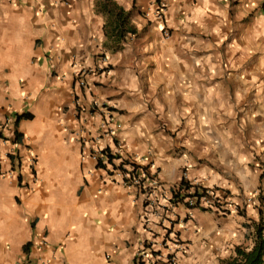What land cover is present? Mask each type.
<instances>
[{
	"label": "crops",
	"instance_id": "crops-1",
	"mask_svg": "<svg viewBox=\"0 0 264 264\" xmlns=\"http://www.w3.org/2000/svg\"><path fill=\"white\" fill-rule=\"evenodd\" d=\"M111 1L138 30L121 44L102 0H0V264H134L149 239L144 197L90 157L116 142L123 159L151 155L166 190L187 174L231 195L239 213L195 209L174 226L186 243L179 264H226L252 246L264 211V71L257 80L243 67L248 79L231 82L251 87L255 103L246 116L256 130L236 133L239 114L214 98L228 81L213 61L223 46L237 56L264 52V0ZM185 44L201 52L191 63L180 58ZM26 113L32 119L16 125Z\"/></svg>",
	"mask_w": 264,
	"mask_h": 264
},
{
	"label": "built area",
	"instance_id": "built-area-1",
	"mask_svg": "<svg viewBox=\"0 0 264 264\" xmlns=\"http://www.w3.org/2000/svg\"><path fill=\"white\" fill-rule=\"evenodd\" d=\"M164 10L165 8L160 5L159 18L161 19L165 15ZM164 34L166 37L170 35L167 30L164 31ZM80 85L85 86V80L80 81ZM103 106L105 107L99 102L95 103L96 108ZM106 129L109 135H115V130L107 122ZM122 149L123 143L116 142L113 155L121 156ZM103 151L104 149L94 148L90 151V157L98 164L106 163L107 158L103 156ZM10 156L15 157L16 161L19 159L17 152H11ZM28 160L31 168L34 169L37 160L32 156L28 157ZM125 160L129 163L125 165V170L111 168V173L107 172V174L115 181L119 179L125 187L135 188L144 197L146 210L144 227L149 234V239L146 240L142 250L136 255L137 264H147L148 262L149 264H179L180 255H183L186 250V243L174 231V226L182 220L186 221L188 218H192V210L202 209L222 214L240 212V205L233 201L229 193L221 192L216 188H204L200 184L192 183L188 180L187 174H184L182 181L189 182L191 188L183 189L180 187V183L173 189L166 190L158 177L159 171L151 155L142 158L143 164H138L130 158ZM135 167L137 170L133 174L132 171L135 170ZM34 180L37 181L36 178ZM195 187L199 188V195H194ZM180 208L186 210V216L182 213L179 215L178 210Z\"/></svg>",
	"mask_w": 264,
	"mask_h": 264
},
{
	"label": "rangeland",
	"instance_id": "rangeland-1",
	"mask_svg": "<svg viewBox=\"0 0 264 264\" xmlns=\"http://www.w3.org/2000/svg\"><path fill=\"white\" fill-rule=\"evenodd\" d=\"M204 37V36H203ZM211 39V38H210ZM233 41L231 42V44L236 45V43H238V40L236 38V36L233 35ZM227 46H223V49L221 51L220 56L218 57V60H215L213 62H217L219 64H221V66L218 67V71L217 74L219 75V78L222 77V79H226L228 82L224 80L223 81V86L221 88V90L226 91V94H222V96H216L214 97L217 100V103L219 102L218 100H220L223 104V110H225L226 112L230 113L231 111H234L236 113L239 114V117L237 116V120L235 121V124H233L232 127L236 133H244L247 134V132H250L252 130H256L252 129L249 124H248V116H246V114H252L251 112V108L253 106H255L254 104H251L252 101H250V97L252 96V88H243L241 85H239L238 89L237 87L232 84L231 82L235 81V80H239V81H243V80H247L248 76H250L248 74V72L250 69L254 70L255 72V76H257V80L261 79V74L262 71H264V68L262 67V61L264 60V52L262 51H257L256 49L258 48L256 46V49L254 51V53L250 54L251 51L249 52V56H247L246 54L243 56H237V55H232V51L229 50V48H226ZM183 48L185 51H183ZM197 49H201L197 48ZM259 49V48H258ZM189 51L188 54L185 55V53ZM180 58L183 60H190L189 63L193 62L191 57L189 56V54L193 53V52H197L198 54H201L200 51H191L189 49L188 45H183V47L181 46L180 48ZM192 57H194V55H191ZM201 59V58H200ZM211 61H204L203 63H210ZM254 64V67L251 68V65ZM243 67H247V70L245 71L243 69ZM232 81H230V80ZM256 80V81H257ZM237 89V93H238V97H239V103L236 102L235 96L233 93H231L232 91L234 92ZM263 89V84L261 85L260 89L258 87H255V93H261ZM229 93H231V95H229ZM213 99V98H212ZM178 101V100H177ZM212 108H217L218 105L212 103L211 104ZM252 106V107H251ZM232 107V109H231ZM230 120V118H229ZM177 122H179L177 120ZM225 122V120H222L221 123ZM229 122V121H228ZM166 123V121H165ZM185 124V121H181V127H177L180 129H175L174 133L172 134V137L175 140H178L180 138L181 135L184 134V130H183V126ZM162 125H164V128H166L167 124L165 125L162 122ZM226 126V125H225ZM226 129V128H225ZM228 129V128H227ZM172 133V132H171ZM226 133H231V125H230V129L226 130ZM258 136H260L259 133H257ZM188 142V141H187ZM182 143V142H181ZM189 143V142H188ZM188 145H183L180 146V150H188ZM213 149V148H212ZM191 153V152H190Z\"/></svg>",
	"mask_w": 264,
	"mask_h": 264
},
{
	"label": "trees",
	"instance_id": "trees-1",
	"mask_svg": "<svg viewBox=\"0 0 264 264\" xmlns=\"http://www.w3.org/2000/svg\"><path fill=\"white\" fill-rule=\"evenodd\" d=\"M103 11L108 15L110 26L108 30L110 33H116L115 36L116 43L121 44L122 42H127L130 37L138 35V30L132 26L130 14L126 12L122 7L116 6L111 0H102L101 5ZM119 47V46H118ZM23 119H32L31 114H23L17 117L16 125ZM23 137L21 134L16 133L15 143H22ZM103 156L106 157V163H99V167L106 168L107 171L111 173V168L113 169H121L125 170V165L129 164L125 159H123L120 155L112 153V150L105 149L103 151ZM14 161V158L11 157ZM137 167L132 171L133 174L136 173ZM180 187L183 189L191 188L190 183L186 181H182ZM199 195V188L195 187V194ZM178 196L181 198L180 194ZM260 200L264 201L263 198ZM261 219L259 223L255 224V231L252 235L248 236V240H252L251 247H237L236 248V256L229 260L226 264H264V218H263V209L259 210ZM30 244L26 247L28 250ZM134 264H137L134 261Z\"/></svg>",
	"mask_w": 264,
	"mask_h": 264
},
{
	"label": "clouds",
	"instance_id": "clouds-1",
	"mask_svg": "<svg viewBox=\"0 0 264 264\" xmlns=\"http://www.w3.org/2000/svg\"><path fill=\"white\" fill-rule=\"evenodd\" d=\"M105 150V149H104Z\"/></svg>",
	"mask_w": 264,
	"mask_h": 264
}]
</instances>
